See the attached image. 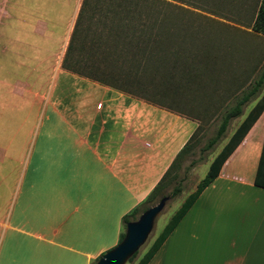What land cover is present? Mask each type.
<instances>
[{
  "label": "crops",
  "instance_id": "0c3cea01",
  "mask_svg": "<svg viewBox=\"0 0 264 264\" xmlns=\"http://www.w3.org/2000/svg\"><path fill=\"white\" fill-rule=\"evenodd\" d=\"M85 2L28 0L30 11L42 12L29 20L8 10L20 0H0V25L13 22L0 35V136L12 139L1 163L29 152V176H0V212L12 198L14 216H27L35 228L30 237L67 261L93 264L119 243L124 217L153 192L199 126L63 67ZM72 82L82 88L77 99L58 102ZM47 97L51 107L38 114L35 101ZM263 155L264 112L149 264H264ZM0 225L9 223L3 217Z\"/></svg>",
  "mask_w": 264,
  "mask_h": 264
},
{
  "label": "rangeland",
  "instance_id": "374dc122",
  "mask_svg": "<svg viewBox=\"0 0 264 264\" xmlns=\"http://www.w3.org/2000/svg\"><path fill=\"white\" fill-rule=\"evenodd\" d=\"M20 3V6H8V10H19V15L29 20L34 19L30 15L36 17L42 13L30 11L28 0ZM260 3L261 0H86L68 63L91 68L84 71L92 72L96 76L93 78L104 83L130 90L133 93L130 95L136 98L149 96L151 101L174 108L189 106L193 113L185 107L182 110L189 112L199 126L194 152L179 172L185 180L184 192L168 204L149 240L128 264H137L149 250L186 198L206 177L211 162L241 124L242 118L233 120L225 137L212 150L202 152L215 137L227 108L264 73V36L253 30ZM123 16L126 20L112 21ZM12 23L4 20L0 35ZM107 28H110L108 36H92ZM146 51L157 52L156 66L154 57L152 60L145 56ZM48 77L43 80L47 84ZM190 84L191 87L184 89ZM52 86L51 93L55 83ZM78 88L69 83L58 102L68 98L72 104L77 99ZM46 93L49 95V90ZM35 103L38 114L51 107L49 97L37 99ZM253 104L256 100L245 107L244 115ZM11 140V136L5 139L4 133L0 136V176H29L28 147L19 151L15 163H1L4 156L6 159L11 156L12 149L7 148ZM22 143L26 145V141ZM193 161L196 163L192 166ZM173 187L165 193H171ZM9 200L5 211L0 212V220L4 217L9 223L4 228L0 225V264H12L13 259L19 264H83L51 254L45 243L30 237L35 228L27 216L18 212L14 216L12 198Z\"/></svg>",
  "mask_w": 264,
  "mask_h": 264
},
{
  "label": "trees",
  "instance_id": "16d2710c",
  "mask_svg": "<svg viewBox=\"0 0 264 264\" xmlns=\"http://www.w3.org/2000/svg\"><path fill=\"white\" fill-rule=\"evenodd\" d=\"M258 8L259 9L257 11V15L253 23V30L254 32L259 33L264 36V0H261V3ZM70 49L71 47H69V50L67 51L65 55V59L63 63V67L65 69H67L68 71L77 73L79 75H83L88 78L94 79L102 84L111 86L122 92L133 94L132 92H130V90L128 89L124 90L123 87L119 85L112 86L111 84L104 83L105 82L104 80L95 79L93 77H96V76H92L91 74L92 72L87 73L84 71L85 69L89 70L91 68H88V67L78 68V67L71 66L68 63V59L70 58ZM145 56H149V59H152V60L154 57L155 66H156V63H158V58L156 57L157 56L156 51H146ZM141 86L143 85H139V87ZM189 87H191V84L186 86L184 89L189 88ZM143 90H145L144 87L142 88V93L144 92ZM263 91H264V73L259 78V81L255 80L250 85L249 89L245 90L243 92V95L236 98L234 103L230 107L227 108V110L221 117V124L216 132L215 137L212 138L207 143V145L202 149V152H207V151L212 150L214 146L225 137V134L231 122L235 119L243 117L245 114L244 113L245 107L251 102L255 101L258 95H260ZM137 97H140L141 99H144L145 101L153 105L166 106L164 104H159L154 101H151L149 96L144 97V96L139 95ZM184 107L188 109L190 113H193L192 109L189 106L187 107L182 106L180 108H174V107H169V108H172V109L174 108L176 111L191 117V114L189 112L182 110ZM263 112H264V93L262 97L260 98V100L257 102V104H255V106L251 109V111L244 118L243 122L239 125V127L233 133L228 143L224 146L221 152L215 157V159L210 165V168L208 170L206 177L198 183L196 190L186 198V200L184 201L180 209L173 215V217L170 219L169 223L167 224L163 232L160 233V235L157 237V239L152 244V246L149 248V250L140 259L138 264H149L150 263L152 258L156 255V253L159 251V249L162 247V245L165 243L168 237L176 229V227L181 222V220L185 217V215L188 213L191 207L199 199L203 191L220 175L223 165L226 163L228 158L233 154V152L238 148V146L243 142V140L245 139L249 131L252 129V127L255 125V123L260 118ZM195 135L190 139V141L181 150V152L175 159L174 163L168 170V172L165 174V176L163 177L161 182L157 185V187L153 190V192L148 196V198L142 204H140L134 211H132L130 214L124 217L123 225L125 229L128 223H130L131 221H135L145 210H147L149 207L156 204L159 200H161L165 196L172 195L173 199H175L179 197L180 195H182V193L184 192L185 180L183 177L179 176V172L182 169L184 163L194 152ZM195 163L196 162L193 161L191 165L193 166L195 165ZM172 185H174L173 190L171 191V193L166 194L165 191ZM124 237H125V231L121 234L119 242H121L124 239ZM138 255H139V252L129 262L134 261Z\"/></svg>",
  "mask_w": 264,
  "mask_h": 264
},
{
  "label": "water",
  "instance_id": "95a60500",
  "mask_svg": "<svg viewBox=\"0 0 264 264\" xmlns=\"http://www.w3.org/2000/svg\"><path fill=\"white\" fill-rule=\"evenodd\" d=\"M172 200V195L165 196L145 210L135 221L128 223L124 239L104 253L97 264H128L147 243L155 229L158 218Z\"/></svg>",
  "mask_w": 264,
  "mask_h": 264
},
{
  "label": "built area",
  "instance_id": "2783aa9c",
  "mask_svg": "<svg viewBox=\"0 0 264 264\" xmlns=\"http://www.w3.org/2000/svg\"><path fill=\"white\" fill-rule=\"evenodd\" d=\"M99 107L101 108V107H102V105L100 104V105H99Z\"/></svg>",
  "mask_w": 264,
  "mask_h": 264
}]
</instances>
